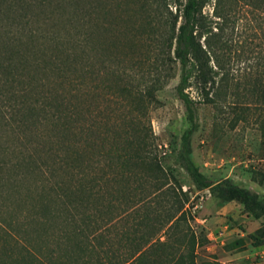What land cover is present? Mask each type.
Segmentation results:
<instances>
[{
	"label": "trees",
	"instance_id": "1",
	"mask_svg": "<svg viewBox=\"0 0 264 264\" xmlns=\"http://www.w3.org/2000/svg\"><path fill=\"white\" fill-rule=\"evenodd\" d=\"M208 1L0 0V258L14 242L31 263L195 264L189 192L157 161L148 121L153 87L175 73L189 124L180 168L197 191L264 214L263 200L213 183L191 158L186 90L216 104L213 87H240L223 65L236 15L254 8L264 24V0H215L211 17ZM118 100L132 131L123 141L108 111Z\"/></svg>",
	"mask_w": 264,
	"mask_h": 264
},
{
	"label": "rangeland",
	"instance_id": "2",
	"mask_svg": "<svg viewBox=\"0 0 264 264\" xmlns=\"http://www.w3.org/2000/svg\"><path fill=\"white\" fill-rule=\"evenodd\" d=\"M214 2L208 1L204 15L211 17ZM171 9L174 12L173 6ZM257 15L250 7L238 11L234 52L230 60L224 59L230 83H240V87H213L209 97L215 98L216 104L201 103V90L194 87L186 92L196 101L198 128L191 137V158L198 170L213 183L227 179L264 201V84L255 86L254 82L256 77H264V24L259 25L257 18L262 15ZM210 64L214 65L212 61ZM177 82L175 73L165 87H153L158 100L148 109V121L157 161L171 173V181H178L189 192L193 219H189L188 232L201 241L194 262L264 264V214L256 218L238 200L225 201L207 190L197 191L179 166L181 135L189 124L185 106L176 95ZM108 111L119 140L129 138L132 131L126 100H118ZM22 244L10 242V250L0 258V264H49L44 253L36 254L38 258L31 263L24 256Z\"/></svg>",
	"mask_w": 264,
	"mask_h": 264
}]
</instances>
